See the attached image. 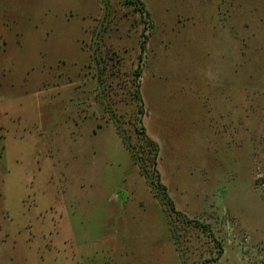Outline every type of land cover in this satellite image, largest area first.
<instances>
[{"label":"rangeland","instance_id":"obj_1","mask_svg":"<svg viewBox=\"0 0 264 264\" xmlns=\"http://www.w3.org/2000/svg\"><path fill=\"white\" fill-rule=\"evenodd\" d=\"M138 1L0 0V264H264V0Z\"/></svg>","mask_w":264,"mask_h":264},{"label":"trees","instance_id":"obj_2","mask_svg":"<svg viewBox=\"0 0 264 264\" xmlns=\"http://www.w3.org/2000/svg\"><path fill=\"white\" fill-rule=\"evenodd\" d=\"M130 3H133V4H139V5H135L137 6L136 9L137 11L140 13V14H144V7H143V3L139 2L138 0L134 1V0H129ZM147 16H148V12L145 13ZM145 28V27H144ZM143 39L140 41V51L143 52L144 51V45H145V40L147 38V35H142ZM134 81L135 79L137 80L139 74H140V69H135L134 70ZM134 94V97L136 99H138L140 93H139V90L136 89V91L133 93ZM141 135L145 137V132H144V129L142 128L141 129ZM146 139V138H145ZM146 144L148 146V148L150 149L149 152H151V163L152 165H155L156 163V155H157V145L154 141H152L151 139L147 138L146 139ZM157 186H158V189L164 194V196L167 197V195L165 194V186L163 184L160 183L159 181V178L157 177ZM168 198V197H167ZM169 199V198H168ZM169 202H170V199H169ZM173 208V207H172Z\"/></svg>","mask_w":264,"mask_h":264}]
</instances>
